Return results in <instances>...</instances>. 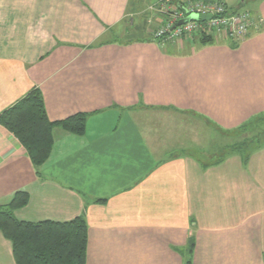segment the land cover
<instances>
[{
    "label": "crops",
    "instance_id": "1",
    "mask_svg": "<svg viewBox=\"0 0 264 264\" xmlns=\"http://www.w3.org/2000/svg\"><path fill=\"white\" fill-rule=\"evenodd\" d=\"M240 1L264 19V0ZM159 2L0 0V115L35 88L52 122L90 115L84 136L55 129L40 175L0 124V211L23 192L21 222L84 215L87 264H264V141L211 164L172 132L264 116V24L242 42L159 43ZM0 264H17L1 231Z\"/></svg>",
    "mask_w": 264,
    "mask_h": 264
},
{
    "label": "trees",
    "instance_id": "2",
    "mask_svg": "<svg viewBox=\"0 0 264 264\" xmlns=\"http://www.w3.org/2000/svg\"><path fill=\"white\" fill-rule=\"evenodd\" d=\"M199 40L203 45L215 43L214 38L207 36H200ZM89 116L81 113L52 122L47 114L43 93L35 88L0 115V124L19 140L40 175V169L47 163L54 148L55 129L84 136ZM249 143L245 141L237 148L238 152L247 149ZM28 203V194L20 192L0 211V231L11 241L16 263L87 264L89 229L85 216L66 223L21 222L16 218L15 211L25 208ZM186 264H192L191 259Z\"/></svg>",
    "mask_w": 264,
    "mask_h": 264
},
{
    "label": "built area",
    "instance_id": "3",
    "mask_svg": "<svg viewBox=\"0 0 264 264\" xmlns=\"http://www.w3.org/2000/svg\"><path fill=\"white\" fill-rule=\"evenodd\" d=\"M150 10L155 17L165 20L163 26L155 32V39L164 41L193 40L207 36L242 42L252 30L264 24L263 18L256 19L245 11H233L217 0H160ZM191 15L199 18L211 16V20L177 26Z\"/></svg>",
    "mask_w": 264,
    "mask_h": 264
},
{
    "label": "rangeland",
    "instance_id": "4",
    "mask_svg": "<svg viewBox=\"0 0 264 264\" xmlns=\"http://www.w3.org/2000/svg\"><path fill=\"white\" fill-rule=\"evenodd\" d=\"M227 1L232 10H237L241 6L240 0ZM193 119L194 118L192 117H187L186 121L188 122V125L186 127L185 123H182L180 127L173 128L172 132L175 133V135L173 133V137H177L180 132V135L184 137V142L189 144L193 143L194 147H190L191 149H188L187 151H189L190 154L201 158V160L206 163H216L223 158L229 157V155L237 153V148L242 145L239 140H242L243 138L250 142V147L248 146L247 149H243V151H248V149L251 151L254 146L257 145V142L260 143L264 141V116L258 119L255 124L251 123L250 126H245V128L240 129L233 134L220 133L213 127H205V124L201 120ZM235 143L239 144L235 145ZM197 149H202L203 152L198 151ZM211 150L218 151L208 153Z\"/></svg>",
    "mask_w": 264,
    "mask_h": 264
},
{
    "label": "water",
    "instance_id": "5",
    "mask_svg": "<svg viewBox=\"0 0 264 264\" xmlns=\"http://www.w3.org/2000/svg\"><path fill=\"white\" fill-rule=\"evenodd\" d=\"M209 20H211V16H203V17L199 18L196 15H191V16L187 17L186 19L181 20L177 26H182V25H185L189 22H198V21L206 22Z\"/></svg>",
    "mask_w": 264,
    "mask_h": 264
}]
</instances>
